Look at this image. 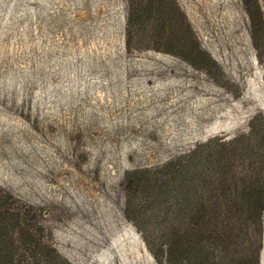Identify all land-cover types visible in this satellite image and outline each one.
Returning <instances> with one entry per match:
<instances>
[{
    "label": "rangeland",
    "instance_id": "rangeland-1",
    "mask_svg": "<svg viewBox=\"0 0 264 264\" xmlns=\"http://www.w3.org/2000/svg\"><path fill=\"white\" fill-rule=\"evenodd\" d=\"M175 2L199 52L180 26L162 50L143 49L151 25L126 43V0H0L1 254L19 217L70 264H158L144 237L166 234L167 196L150 179L196 147H247L264 0Z\"/></svg>",
    "mask_w": 264,
    "mask_h": 264
},
{
    "label": "trees",
    "instance_id": "trees-1",
    "mask_svg": "<svg viewBox=\"0 0 264 264\" xmlns=\"http://www.w3.org/2000/svg\"><path fill=\"white\" fill-rule=\"evenodd\" d=\"M244 3L249 7L248 0ZM126 4V43L133 42V33L147 36L151 25L154 33L149 37L156 45L147 44L143 49L162 50L161 43L176 37L180 26L193 51H200L191 28L183 27V18L179 23L183 15L175 0H126ZM259 132L264 133V122L256 115L247 147L238 146L237 140L209 150L196 147L169 160L166 171L158 173L154 181L150 179L148 189L164 188L167 196L166 234L144 237L158 264H259L264 213V137L257 138ZM15 220L20 232L9 240L1 239L8 253H0V264H24L22 258L28 257L40 264H70L51 245H43L29 233L30 227H22L19 217ZM11 249L15 251L9 255ZM21 249L31 256L20 253Z\"/></svg>",
    "mask_w": 264,
    "mask_h": 264
}]
</instances>
